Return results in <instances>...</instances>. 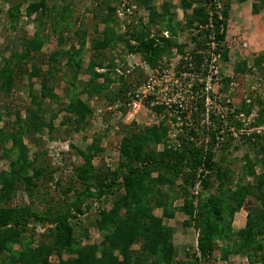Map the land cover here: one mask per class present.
Here are the masks:
<instances>
[{
    "label": "trees",
    "instance_id": "trees-1",
    "mask_svg": "<svg viewBox=\"0 0 264 264\" xmlns=\"http://www.w3.org/2000/svg\"><path fill=\"white\" fill-rule=\"evenodd\" d=\"M153 1L155 0H134L137 6L135 12L148 11L147 22L144 23L145 18L138 17L139 28H131L130 35L124 34L127 40L122 41L127 53L141 54L143 61L152 67L161 57H169L172 49L177 48L182 52L174 39L178 25L174 23V14L169 12L171 2H164L157 11L152 5ZM193 4L197 7L188 15L186 11L191 9ZM218 4L219 0H180L179 3L185 14L184 28H193L197 31L193 37L195 48L189 56L198 72L200 65L205 62L204 53H207L213 44L215 45L213 55H218L222 63L228 60L229 50L224 41L231 6L229 0L220 8ZM262 5L264 6V1ZM44 6L43 0L32 3L28 7V13H37L43 10ZM18 9L19 5L11 6L8 12L11 18H15L13 15ZM116 11L117 8L108 7L111 14H116ZM157 26V33L151 35L150 28ZM163 32H167L169 36L165 37ZM85 35L84 32L80 36L79 49L74 50L71 44L70 50L55 53L54 59L50 57V62H57V56L61 60L65 59L63 63L71 72L73 71V80L80 74H87L89 79L81 83L80 94L104 93L102 96L107 105H117L118 111L125 115L126 109L123 105L127 99L126 92L134 89L141 81L138 79L133 82L130 75L126 78L124 74L118 73L112 62L108 64L109 69L97 72V67L102 69L103 66L102 63L94 61L96 58H92L90 66L83 70L80 49L85 45ZM107 37L102 41L92 38L90 40L92 51L104 55L115 42L111 37ZM20 42L22 44L12 41V45L6 48L10 49L9 57L3 58L0 63L2 100L0 123L3 115L15 117L12 125L0 127V161L8 162V167L0 170V264H50L48 258L52 255L60 257L56 264H208L212 252L216 249L222 260H226L229 254H240L264 264V192L261 190L263 176L258 177L255 187L238 186L233 189L228 183L230 180H227L228 184L224 187L223 181L229 175V171L221 168L222 166L214 159L211 146H195V142L184 143L183 139L182 146L178 149L164 148L161 152L155 151L153 145L163 142L166 136L163 123L143 127L138 131L132 130L123 136L114 168L107 166L103 161L98 166L92 163L94 157H99L105 151L104 146H101L100 135L94 136L84 150L76 149L82 164L74 168V176L86 188L89 196L95 195L90 193V190L94 189L97 197L111 198V208L100 211L99 218L94 222L96 228L103 234L99 245L82 243L88 237L86 230L83 231V235H78L80 239H77L74 224L71 222L74 218L71 215L72 210L80 211L75 203H71V209H67L65 213L54 215L53 227L49 228L44 236L49 241L47 244L43 241L34 244L33 240L26 243L24 234L33 205L31 197L36 188L35 180L43 176L44 169L35 167V162L41 156L39 152L33 153L29 159V148L23 140L27 136L35 147H39L34 140V133L38 129L34 125L31 127L29 125L33 124L34 120H41L43 101L55 96L52 93L53 87H49L47 79L44 78L39 94L28 92L29 109H26L27 115L24 118L21 117V108L11 111L8 107L7 100L27 73L26 65L31 55L42 48V42L36 37L22 38ZM17 46L23 47V50L19 51ZM209 60L208 56L206 62ZM205 65L207 66V63ZM239 66L235 70L244 72L245 61ZM262 66L264 53L256 60V67ZM122 71L125 72V69ZM261 73L259 71L258 74ZM36 74L37 69L34 68L31 75ZM261 76H264V73ZM251 78L252 98H255L256 89L253 88V83L259 79ZM252 98L246 99L249 107ZM200 105L201 103L198 107ZM82 108L83 102L77 93L69 98V103L63 110L70 115L64 116L63 123L71 121L75 124L74 132L78 133L82 128L83 120L80 115ZM163 109L165 110L162 106L153 108L155 112H164ZM260 115L261 121L264 122V110ZM261 135L259 132L251 136L259 143L262 141ZM200 166L214 174L215 179L219 180V186L216 193L208 195L205 199L198 198L196 204L190 197L187 198L189 195L187 192L184 193L183 205L179 209L188 217L184 225L193 226L198 232L199 254L198 256L187 254L191 260L180 263L173 244L174 230L163 222L172 218L174 212L162 201L164 196L161 188L173 186L177 180L182 181L185 186L193 185L197 180L196 174ZM199 181L203 187L209 185L206 180ZM18 183L24 184V190L30 197V204L27 206L11 204ZM154 208L161 209L160 217L154 215ZM242 209L246 212L245 221L241 229L234 231L232 229L234 215ZM45 219L47 218L41 221L44 222ZM218 242H221V246H218ZM136 244L141 246L137 252L131 249ZM17 245H21L22 249L13 252V247ZM60 252H66L70 257L61 259Z\"/></svg>",
    "mask_w": 264,
    "mask_h": 264
},
{
    "label": "rangeland",
    "instance_id": "rangeland-1",
    "mask_svg": "<svg viewBox=\"0 0 264 264\" xmlns=\"http://www.w3.org/2000/svg\"><path fill=\"white\" fill-rule=\"evenodd\" d=\"M38 1L0 0V63L3 58L9 57L10 49L6 48L12 45V41L20 44L22 38L36 37L42 42V48L39 52H34L31 55V59L26 65L27 73L23 76L21 84L18 83V88H15L8 98V107L11 111L21 108V117L24 118L29 106V93L32 91L34 94H39L44 78L47 79L48 86L53 87L52 93L55 96V98L48 97L43 101L41 120H34V123L29 125L30 127L34 125L38 129L34 133V140L37 141L39 147H35L31 143L32 140L30 141L27 136L23 140L29 148V159L32 158L33 153L39 152L41 156L35 162V167L44 169L43 176L35 180L36 188L31 197L33 205L25 229L24 241L27 243L33 240L32 243L34 244L43 241L47 244L49 241L44 236L49 228L53 227L54 215L65 213L67 209H71V203H75L80 211L74 209L70 212L74 216L71 222L74 224L77 239H80L78 235H83V231L86 230L88 237L82 243L99 245L103 239V234L96 228L94 222L99 218L100 211L111 208V198L110 196L97 197L94 189H91L90 193L95 195L89 196L86 188L74 176V168L82 164V159L77 154L76 149L84 150L92 142L94 136L100 135L102 137L101 146H104L105 151L99 157H94L92 163L98 166L103 161L107 166L114 168L118 161L119 143L122 137L129 134L130 131H138L143 127L163 123L166 128L165 139L163 142L153 145L155 151L161 152L166 148L161 144L165 145L168 135L170 136L173 134L172 132L177 131V126L174 119L170 117L171 110L163 109L164 112H155L152 109L142 108L136 115H123L122 111H118L117 105H107L102 96L104 93L98 95L80 94L81 83L86 82L89 76L83 73L73 80V71L71 72L63 63L65 59L61 60L57 56V62H54V54L70 50L71 44H73L74 50L79 49L80 36L85 32V45L83 49H80L83 70L90 66L92 58H96L94 61L102 63L103 66L102 69L97 67V72L106 71L109 69L108 64L112 62L118 73L124 74L126 78L130 75L133 82L138 79L142 82L150 69L161 70L166 64H174L183 56L190 55L195 48L193 37L197 31L193 28H184L186 21L185 14L179 6L180 0L153 1L152 5L157 11L160 10V6L164 2H171L169 12L174 14V23L178 25L174 39L182 52L174 48L169 57H161L157 64L152 67L143 61L141 54L127 53L124 42H122L126 39L124 34L130 35L131 28H139L138 17L145 18L143 21L144 23L147 22L148 11L140 9V13L136 11L127 15L126 19L125 16L119 17L115 13L108 12L109 6L124 10L126 9L123 6L125 3L128 4L127 8L134 6V0H43L44 9L29 14V5ZM225 1L219 0V8ZM229 1L230 6L231 3L247 2L248 13L246 17H238V19L236 16H232L230 23H227L224 45L229 50V54L226 62L222 63L219 57L215 62L211 61L216 57L213 55L214 44L207 53H204L205 57L208 59L209 56L210 60L206 62L207 66L204 72L198 73L200 80L204 79L205 76L212 78L211 98L213 103L210 109V118L215 122V127L210 133L211 138L209 134L205 146H211L215 155L214 159L222 166L221 168L229 171V175L223 181L225 183L222 186L230 183L229 185L233 189L238 186L255 187L258 177L263 176L261 188L263 193L264 122L260 119V112L264 110V76H261L264 73V66L256 67V60L264 53L262 51L264 17L261 20L259 19L260 14L258 15V12L264 8L262 5L264 0ZM12 5H19L18 11L13 15L15 18H11L8 14ZM195 7L197 5L193 4L186 13L190 15ZM254 16L257 18L256 20ZM157 28L158 26L150 28L151 35L157 33ZM163 35L169 36L167 32H163ZM107 36L115 40L113 46L107 49L104 55L93 52L90 40L96 38L98 41H102L104 38H108ZM261 41V45L259 44L257 47ZM18 50H23V47L19 46ZM50 57L53 58V62H50ZM75 58L77 59V57ZM242 61H245L244 72L235 70L241 66L239 64ZM34 68L37 69V74L31 75ZM123 69L125 72L122 71ZM259 71L262 72L261 75L258 74ZM251 77L259 79L253 83V88L256 89L254 91L255 98H252L250 80L252 81L253 78ZM199 83L201 81L197 82V84ZM77 93L78 98L83 102L80 113L83 121L79 133L74 132L75 124H72L71 121L63 123L64 116H70L67 111L63 110L69 103V98L74 97ZM249 98H252L250 107L249 103H246V99ZM228 99L230 100L229 103L222 102L223 100L226 102ZM1 106L2 100H0V111ZM247 112L249 113L247 114ZM221 114L224 115V120L220 117ZM14 119V116L3 115L0 127L6 128L12 125L15 122ZM259 132L262 134V141L256 143V139L251 135ZM217 136H221L223 139L218 140V138L216 139ZM186 141L190 142L189 135L184 138V143ZM0 162V170L8 167L6 160ZM153 176L155 177V175ZM196 179L191 186H185L182 181L177 180L173 186L161 188V193L164 196L162 201L174 212L172 218L165 219L163 222L174 230L173 244L176 257L180 263L191 260L187 254L189 256H198L199 254L197 247L198 232L193 226L184 225L188 217L179 209L183 205L184 193L187 192L189 194L187 198L190 197V200L196 204L198 198L205 199L208 195L216 193L219 186V180L215 179L214 174L205 170L203 166L199 167ZM200 179L206 180L209 185L203 187ZM227 180L230 181L227 183ZM11 204L13 206L30 204V197L25 192L23 183H18ZM244 212L234 215L235 223L232 227L234 231L242 228L243 224L240 225L239 222ZM153 213L160 217L162 211L159 208H154ZM43 218L47 219L42 222L41 219ZM218 246H221V242H218ZM21 249V245L14 246L13 252ZM131 249L137 252L141 246L136 244ZM60 253L61 259L70 257L66 252ZM6 254L10 255V253ZM220 256L218 249L214 250L208 264H260L261 262L240 254H229L226 260H222ZM58 260L60 257L57 255L48 258L50 264H56Z\"/></svg>",
    "mask_w": 264,
    "mask_h": 264
},
{
    "label": "built area",
    "instance_id": "built-area-1",
    "mask_svg": "<svg viewBox=\"0 0 264 264\" xmlns=\"http://www.w3.org/2000/svg\"><path fill=\"white\" fill-rule=\"evenodd\" d=\"M127 5V3L123 5L125 10L117 9L116 14L119 17L125 16L126 19L127 15L133 14L137 10L135 4L128 8ZM217 59L218 56L211 61L215 62ZM205 63L206 58L205 62L200 65V72H204ZM211 80L210 76L199 79V73L195 69L191 57L187 54L174 64H166L161 70L150 69L142 82L131 91L126 92L127 99L123 107L126 109L127 115H136L142 108L153 110L155 106L171 110L170 117L174 118L177 131L168 135L165 145L161 144V146L178 149L182 146V141L187 135L191 142L205 146L211 130L215 127V122L210 118V109L213 103ZM200 81L201 83L197 84ZM222 102L229 103L230 100ZM200 103L201 105L198 107ZM201 107L202 110H200ZM220 117L224 120V115L221 114ZM217 138L218 140L223 139L221 136H217Z\"/></svg>",
    "mask_w": 264,
    "mask_h": 264
},
{
    "label": "crops",
    "instance_id": "crops-1",
    "mask_svg": "<svg viewBox=\"0 0 264 264\" xmlns=\"http://www.w3.org/2000/svg\"><path fill=\"white\" fill-rule=\"evenodd\" d=\"M247 6H248V3L245 2V1H240V3H235V4L231 3L228 23H230V21H231L230 19H231L232 16H236L237 19H238V17L239 18L246 17L247 13H248ZM259 14H260L259 19L262 20V18L264 17V8L258 12V15ZM254 19L256 20L257 18L254 16ZM261 43H262V41L257 44V47H258L259 44L261 45ZM262 51L264 52V45H263ZM260 52H261V50H260ZM243 211L244 210L242 209V210H240L237 213L241 214ZM245 216H246V212H244V214H243V216L241 218V221L239 222L240 225H242L244 223ZM233 223H235V220H233V222H232V227H233Z\"/></svg>",
    "mask_w": 264,
    "mask_h": 264
}]
</instances>
